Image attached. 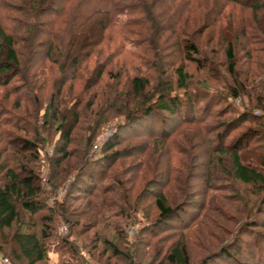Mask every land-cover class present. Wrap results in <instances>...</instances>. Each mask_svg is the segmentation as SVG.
<instances>
[{"label": "trees", "instance_id": "trees-1", "mask_svg": "<svg viewBox=\"0 0 264 264\" xmlns=\"http://www.w3.org/2000/svg\"><path fill=\"white\" fill-rule=\"evenodd\" d=\"M6 2L0 264H264V0Z\"/></svg>", "mask_w": 264, "mask_h": 264}, {"label": "rangeland", "instance_id": "rangeland-1", "mask_svg": "<svg viewBox=\"0 0 264 264\" xmlns=\"http://www.w3.org/2000/svg\"><path fill=\"white\" fill-rule=\"evenodd\" d=\"M7 3L6 0H2V6L0 8H2L3 11V16H4V19L7 18V17H11L12 15H9V10H7L5 7H4V4ZM12 5V1L9 2V5ZM9 22H7L5 25H7ZM56 29H58V25H54L53 26ZM49 27H47V29H44L45 31H43L41 29V32L43 33L41 37H38V40L37 41H43L45 40L46 38V33L49 32ZM15 30L17 31V29L15 28ZM38 43V42H37ZM40 46L44 47V48H47V45L45 44V42H43V44H41ZM104 46H102V51L101 53L102 54H106L110 51L108 50H104ZM42 47H41V50H42ZM101 48V47H100ZM31 54V51L28 52V54ZM32 54H33V51H32ZM31 57V55H30ZM114 61H116L117 63V66L119 67V65L123 66V68L125 69L124 70V73L126 72H131V67H136L138 66V61L135 59V60H131L128 56H124L123 54H119V56H116L115 59H113ZM39 61V60H38ZM51 63L48 61V60H44L42 63H40V65L37 66V68L35 69V72L30 70L29 72V79L31 80V82L36 86H39V93H46V89L43 87V81L44 80H48V77L47 74L49 73L48 70H50L51 68ZM50 153V151H49ZM155 158H157V160H155L157 163H159L158 165L161 167L160 170H162L164 168V166L167 164V162L164 161V158H166L168 160V157L165 155V157L163 155H156L154 156ZM163 172V171H162ZM50 256V260L49 262L50 263H53L55 264L57 261V259H55V255L54 254H49ZM79 264H83L81 262H79Z\"/></svg>", "mask_w": 264, "mask_h": 264}, {"label": "built area", "instance_id": "built-area-1", "mask_svg": "<svg viewBox=\"0 0 264 264\" xmlns=\"http://www.w3.org/2000/svg\"><path fill=\"white\" fill-rule=\"evenodd\" d=\"M111 134H112V133L109 132V133H108V136H111ZM97 147H98V146H94L93 149L96 150ZM64 232H65V230H64ZM128 234H129L131 237H133L134 234H135V232H134L132 229H129V230H128ZM3 263H7V260L4 259V260H3Z\"/></svg>", "mask_w": 264, "mask_h": 264}]
</instances>
